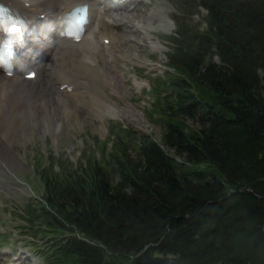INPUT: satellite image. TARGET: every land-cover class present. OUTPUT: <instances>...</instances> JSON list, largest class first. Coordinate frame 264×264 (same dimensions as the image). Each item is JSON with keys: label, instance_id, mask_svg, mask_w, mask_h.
I'll return each instance as SVG.
<instances>
[{"label": "trees", "instance_id": "trees-1", "mask_svg": "<svg viewBox=\"0 0 264 264\" xmlns=\"http://www.w3.org/2000/svg\"><path fill=\"white\" fill-rule=\"evenodd\" d=\"M170 1L159 136L119 123L37 162L20 216L46 264H264V0Z\"/></svg>", "mask_w": 264, "mask_h": 264}, {"label": "rangeland", "instance_id": "rangeland-1", "mask_svg": "<svg viewBox=\"0 0 264 264\" xmlns=\"http://www.w3.org/2000/svg\"><path fill=\"white\" fill-rule=\"evenodd\" d=\"M149 3H151L149 8L142 6V11L138 12L137 15H146L150 11L151 6L153 8H166L169 14L172 11V5L169 0H150ZM194 19L198 20V17L195 16ZM158 22L159 19L154 18L150 22L151 25H147V28L130 25V33L117 29L119 32H114L116 36L114 52L110 55L112 60L107 59L106 52H102L100 47L97 48L99 64L102 66L108 65L110 71L116 76V78L113 76L115 81L117 79L113 87L116 88V83L119 84L120 91L118 94L112 93L111 88L103 83L102 78L96 80L94 85H91V90L102 89L101 91L105 97L115 100L119 110V113L115 116L117 119L124 121L125 125L132 126L138 131L151 133L154 137L159 136L160 126L156 122L149 120L146 111L150 99L142 91L147 86L148 72L161 74V71L164 70V52L167 50V45L160 38L161 45L157 47H153L151 42L152 40L155 41V38L162 35V33H166L155 26ZM123 37H125L124 41L126 42L120 45L119 43L123 41ZM96 38L100 42L99 35H96ZM116 48H119L122 54L116 51ZM63 61L64 57L61 53H58L52 64L55 66ZM143 69H146V72ZM121 73L123 76L119 78L117 74ZM128 78L129 80L127 81ZM56 105L58 107H56L58 126L54 127L53 121L56 118L52 119L49 125L51 132H43L42 127H38L39 125L35 122L31 123L29 121L26 125L24 119L17 126L15 137H13V152L16 155L13 160L18 162L20 157L22 164L16 168L12 162H9V172L6 170L1 171L0 180L3 184L1 182L0 230L8 233V239L12 238L11 242L14 241L16 244L18 241V243L15 248L16 252L11 250L7 254L4 252L0 253V264H34L28 257L32 258L35 264H40L38 259L29 256L31 250L26 247L24 238H13L23 233L20 224L17 222L20 219L17 214L20 213L22 204L29 200L30 197L34 203L39 201L37 197H34V194L41 195L42 193L41 182L37 178L33 167H36V162L39 159L47 161L50 153L52 155L63 153L64 156L76 162L77 159H80L79 157L83 151H90V148L97 146L104 139L109 127L113 124L115 125L117 120L114 119V116L109 115L100 118L87 108H84L85 115L80 118L74 111L76 107H80L79 96H67L66 105L73 108L69 113L63 114L61 106ZM24 128L25 133L30 129L33 130L34 136L28 140L24 139L22 136ZM12 258H16L17 263H12Z\"/></svg>", "mask_w": 264, "mask_h": 264}, {"label": "bare ground", "instance_id": "bare-ground-1", "mask_svg": "<svg viewBox=\"0 0 264 264\" xmlns=\"http://www.w3.org/2000/svg\"><path fill=\"white\" fill-rule=\"evenodd\" d=\"M16 1L19 5H23L25 1L31 2V5L27 7L30 12H33L35 7H41L42 10H48L50 14L56 16L67 10L68 6L71 4L81 0H72L71 2H67L66 0ZM89 1L92 9L93 4H97L99 0ZM102 4L103 6L107 4L106 8H110L108 0H105ZM140 11V6L132 8L128 13L121 11L112 12L106 9L104 15L108 16L103 17V20H108L109 25L105 26L107 31L105 34L110 33L112 38H114L112 34V32L114 33V27H127L131 22H135L137 26L144 27V24L151 22L154 16L159 17L158 27L160 29L169 32L173 28L166 10L153 8L147 17L137 15ZM97 13L99 14V12ZM92 16H95V14L93 13ZM99 17L100 16H95L94 20L96 19V21H99ZM94 28V26L87 28L88 32L83 41L71 44L69 49L66 50L63 62L55 66H53L51 62L45 63V66H47L49 70L45 69L44 66H41L40 69L38 68L39 74L46 71L45 77L30 81L20 79L16 76L7 77L0 73V168H2V170L9 171V162H12L13 166L16 168L22 164L20 157L18 158V162L13 160L16 156L13 152V137H15L17 126L22 123L23 119L26 121V125L29 121L31 123L35 122L39 125L38 127H42L43 132H51L49 125L52 119L54 120V118H56L53 121V125L55 124V128L58 126L56 103H62L61 106L64 108L62 111L63 114L73 110L72 107L68 108L66 105L67 96L69 94L75 93L80 96V94L83 95L82 93L85 91L88 95V99L79 97L80 107L74 109L80 118L85 115L84 108L91 110L93 114L97 116L108 114L115 115L119 113L114 100L104 97L100 91H90L89 89L90 85H93L101 74L105 76L104 80L107 81V83L112 85L115 82L113 76H110V74L106 75L103 70L95 68L92 64L95 62L93 51L98 46L93 38ZM103 37L110 36L104 35ZM124 40L123 38V41H120L119 44H125L126 41ZM56 43L62 46L59 41ZM67 45H69V43L65 46ZM65 46L63 45L62 47L64 48ZM153 46L157 47L158 41H154ZM52 55L54 54L52 53ZM108 76H110V78H108ZM60 80L70 82L68 85L72 86V88L69 94L59 91V84H61V82L58 83V81ZM112 89L114 92L119 93V84L116 83V88L112 86ZM33 132L34 131L30 129L25 133L24 128L22 136L24 139L28 140L34 136Z\"/></svg>", "mask_w": 264, "mask_h": 264}]
</instances>
